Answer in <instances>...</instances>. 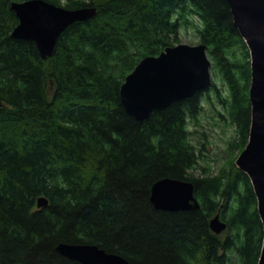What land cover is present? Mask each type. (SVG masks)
Listing matches in <instances>:
<instances>
[{
  "label": "trees",
  "instance_id": "obj_1",
  "mask_svg": "<svg viewBox=\"0 0 264 264\" xmlns=\"http://www.w3.org/2000/svg\"><path fill=\"white\" fill-rule=\"evenodd\" d=\"M24 1L0 0V264H80L56 251L60 243L129 264H258L257 200L233 157L249 138L250 54L227 1L43 0L96 9L45 59L34 42L11 38L10 5ZM192 27L208 49L211 86L137 121L120 104L125 77ZM203 103L234 130L215 175L191 138ZM164 178L191 182L199 209H155L150 189ZM217 214L220 235L209 228Z\"/></svg>",
  "mask_w": 264,
  "mask_h": 264
},
{
  "label": "water",
  "instance_id": "obj_2",
  "mask_svg": "<svg viewBox=\"0 0 264 264\" xmlns=\"http://www.w3.org/2000/svg\"><path fill=\"white\" fill-rule=\"evenodd\" d=\"M226 1L233 24L249 50L251 72L249 138L235 165L252 185L264 232V0ZM10 9L18 20L11 38L34 42L43 59L51 56L58 37L68 26L85 22L96 14L95 8L66 10L43 0L13 2ZM207 50L202 43L178 44L165 48L156 57L141 59L120 86L123 110L142 121L153 111H161L209 88L212 65ZM149 199L151 205L161 211L199 209L193 184L188 181L169 178L156 181L150 189ZM44 206H47V200L38 198L37 207ZM209 228L215 235H220L226 230V224L217 214L209 221ZM56 251L80 264H129L122 256L95 245L60 243ZM258 264H264V236Z\"/></svg>",
  "mask_w": 264,
  "mask_h": 264
},
{
  "label": "rangeland",
  "instance_id": "obj_3",
  "mask_svg": "<svg viewBox=\"0 0 264 264\" xmlns=\"http://www.w3.org/2000/svg\"><path fill=\"white\" fill-rule=\"evenodd\" d=\"M195 23L196 26H199L196 20ZM179 41L181 44L187 45L199 44L196 29L194 27L186 30L182 29ZM218 84L221 83L218 82ZM202 105L204 112L199 116L197 126L195 129H193V125L190 128V131L193 132L191 138L193 143L201 150V154H199L200 165L203 167L208 165L211 173L215 175L227 167L228 142L234 138V130L232 127H227L226 122L219 119L210 105L206 103ZM14 123L12 122V125ZM0 126H3V120H0ZM238 155L239 153L235 150L233 157L237 159ZM233 264H237V262L234 261Z\"/></svg>",
  "mask_w": 264,
  "mask_h": 264
}]
</instances>
